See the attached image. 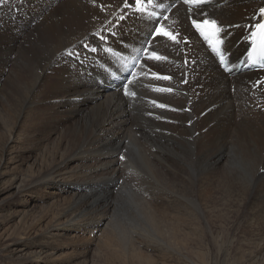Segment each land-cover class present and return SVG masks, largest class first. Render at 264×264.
<instances>
[{"label":"bare ground","instance_id":"obj_1","mask_svg":"<svg viewBox=\"0 0 264 264\" xmlns=\"http://www.w3.org/2000/svg\"><path fill=\"white\" fill-rule=\"evenodd\" d=\"M143 1L138 8L137 0H0V123L7 137L3 151L12 157L15 134L35 109L48 106L64 127L56 138L54 146L59 148L53 157H48L47 145H41L27 152L19 165L25 175L13 171L0 176V197L7 193L10 198L22 197L24 191L30 194L47 185L76 199L81 190L71 186L69 174L72 171L73 176L81 160L71 153L88 147L97 153L113 147V153L102 152L93 158L91 166L90 161L84 163L97 175L114 172L109 190L119 188L121 180L137 185L153 180L169 190L174 187L173 192L179 194L166 195L167 201L155 196L150 203L155 207L146 211L145 205L144 212L139 210L145 226L132 219L137 226L132 230L143 239L163 243L166 248L161 250L172 254L184 249L177 239L185 236L181 216L188 211L182 210L180 197L187 187L197 193L204 189L198 170L213 179L214 192L226 196L222 202L231 205L234 213H247L248 218L264 222V72L226 73L212 46L218 39L225 41L229 69L236 68L241 58H249L256 44L253 40L258 38L252 34L258 23H264L260 12L264 0ZM205 20H215L223 29L212 43L204 42L193 25V21L202 24ZM157 25L161 28L153 37ZM205 31L212 29L205 26ZM125 158L129 160L124 162ZM194 160L199 163L197 170L192 169ZM170 195L178 198L170 203ZM164 201L168 213H178L175 218L171 214L168 220L167 212L158 208ZM194 206L199 223L204 216L207 220L202 203L194 202ZM128 213L123 216L127 218ZM20 216L13 212L0 231ZM69 218L66 213L45 226L47 238L41 234L39 239L80 230L68 226ZM110 220L105 215L90 233H101ZM207 230L212 233L211 228ZM129 231L122 227L112 234L120 243H130L124 245L126 254L122 249L125 256L142 264L154 263L147 254L156 248L145 242L144 247L134 239V231ZM160 232L169 243L159 238ZM201 232L193 230V234ZM32 238H14L6 248L13 252L15 245L22 250L20 258L40 259L47 250L30 253L25 241ZM116 241L112 237L111 242ZM178 257L183 256L179 253ZM178 264H184L182 259Z\"/></svg>","mask_w":264,"mask_h":264},{"label":"rangeland","instance_id":"obj_2","mask_svg":"<svg viewBox=\"0 0 264 264\" xmlns=\"http://www.w3.org/2000/svg\"><path fill=\"white\" fill-rule=\"evenodd\" d=\"M102 6L104 5H100L101 9H103ZM88 50L90 51V48ZM145 50H147V48L142 51L144 57L147 56ZM137 63L140 65L141 60H138ZM124 96H126V92H124ZM48 108V106H45L35 109L33 111L34 113H30L31 117L29 121L17 130L15 134L17 141H15L14 148L11 149L13 155L10 158H8V150L7 153H5L2 148V146H4V140L7 137L6 128L0 123V176L8 175V173L13 171L21 172L22 175H25V172L21 171L19 165L23 162L27 152L36 151L41 145H47V155L49 158H51V156L53 157V153H55V151L59 148L58 146H54V144L57 143L56 138L59 139V135L60 133H63L64 127L60 125L58 118L55 117L57 115H52V110ZM38 110L39 112H36ZM42 111L44 112L42 113ZM49 144L53 145L49 146ZM113 149V147H109L108 149L105 148L102 152H105L104 154L113 153ZM110 150L112 151L110 152ZM95 152V149L88 147L87 149H79L78 151L71 153L72 156L81 160L74 168L73 176L71 175L72 171L69 174L71 186L74 189L80 187L81 190L79 191L80 196L76 199H74V196L71 194H67L66 192L62 193V189L47 185L44 188H40L30 194L24 191L22 193V197L17 196L10 198L8 193L0 197V225L7 222L9 220V215L13 212L21 213V216L17 221L9 223L0 231V264H126L128 259L130 261L131 258L129 256H125V248L127 247L124 246L128 245L129 247L130 243L127 241H122L123 243H120L119 239L114 237L112 234L117 233V231L122 229V227H125L128 231L129 228H131V231L133 226L134 228H137L136 225H132V219L140 220L145 226L146 221L142 214H139V210L144 212L145 205L146 211L148 207H155V205L150 207V203L155 196H160L161 198L164 197V200L167 201L166 198L169 197L168 194L172 193L177 196H179V194L173 192L174 187L169 190L165 184H158L153 182V180L140 185L132 182L126 183L125 180H121L122 182L120 181L119 188L109 190L112 186L109 183V179L112 174L114 175V172L112 174L110 171L107 172L108 174L106 172H102L103 174H101L103 176H101L100 173L97 175L96 171L90 166L94 160L93 158L99 157V154L102 152ZM76 154L78 156H76ZM41 160H43V158H41ZM128 160L129 158H125L124 162ZM85 161H90V166L85 165ZM194 163L195 165L192 169L197 170L196 167H199L197 165L199 163H197L196 160H194ZM82 165L85 167L83 168ZM203 173H205L204 170H198V176H201L204 182V189L201 190L202 192L200 191L197 193L192 188L187 187L184 190L185 192L182 194L185 199L182 198V196L180 197L184 202L183 205H181L182 210L186 209L188 211V215L184 214L181 216L182 220L185 219V225H182L183 227L186 226L185 236L183 237V240L182 238L177 239L183 244L184 249L178 250L183 257H178L179 253H174L172 251H170L172 254L165 253L161 250L166 248L163 243L155 242L154 240L148 241L147 237L143 239L142 234L136 233L138 231L132 230L131 232L134 231V239L136 238L135 240H140L144 247L146 244H150L152 245V248H156L154 251L148 249V254L146 253L151 260L154 261V263L152 262L151 264H178L180 263V259H182L184 264H264V222H262V225L259 220L255 221L252 218H248L247 213L240 212L238 215L237 213H234L235 209H232L231 205L229 206L224 203L226 202V196L224 195L222 197V194L220 193V197L219 192H217L219 196L214 192L212 182L213 179L211 177L208 179V177ZM87 174L88 176H85ZM91 174L93 176H91ZM82 175L84 177H82ZM85 177H87V179ZM105 178H108V181ZM90 180H93V183H91ZM100 180H102V183ZM103 181L106 183L104 184ZM106 184H108L109 187ZM129 184H131V186ZM127 185L129 187L126 188L129 189L132 187L131 190L125 189V186ZM156 189L158 190L156 191ZM132 194L133 197L130 198V195L132 196ZM166 195L167 197H165ZM174 197L178 198L176 196ZM174 197L171 198L172 200L170 199V203L173 202ZM222 200L224 202H222ZM165 201L161 207L156 206L161 208L160 210L162 212H167L166 217H168V220L170 219L168 215L171 216V214L172 217L174 216L173 218H175L178 213L176 210L171 211L172 213H168L169 207L166 206L167 204ZM194 202H198L199 204L202 203L204 215L208 216L207 220L205 219V216L204 220L200 217L202 223H199V219L197 218V215L200 214L194 215L196 214ZM109 203H111V205ZM125 203H128L129 205ZM170 203H168V205H170ZM126 205L128 206L127 208ZM125 212H129L128 214H130L127 218L123 216ZM131 212L139 215H131ZM231 212L236 215L234 216ZM66 213L70 214V218L66 219L71 222L70 224L68 223V226H72L80 230L74 231L73 233L59 232L55 236L51 238L49 237L47 240L39 239V235L41 234L47 238L46 232H44L45 226L54 221H59V219H62L63 215L66 216ZM105 215L111 219L110 226L103 229L101 233L95 236L92 235L90 230L96 227L97 224H99V220ZM253 221L256 224H252ZM190 227H192L193 230H200V232L202 230V232L199 234H193V230ZM208 228L212 229V233L208 232ZM26 235L33 236L31 240L25 241V245L31 248V250L29 249L30 253H38L39 251L42 252L47 250V252L43 254L40 259H35L34 257H27L24 259L20 258L19 252L22 250H16L15 245L12 246V248L10 247L13 249V252L7 250L6 245H12V243H14V238L21 239L26 237ZM35 235H37L36 238H34ZM6 236H8L9 239L6 238ZM112 237L115 241L117 240L116 242L120 243L119 245L121 248L117 247L118 243L111 242ZM159 238L164 240L166 243H169L168 238L162 232H160ZM6 239L7 241H5ZM171 240L175 241L174 239ZM122 249L125 254L122 252ZM85 257L87 258L86 261H84ZM128 264L142 263L138 262L137 258H134L128 262Z\"/></svg>","mask_w":264,"mask_h":264},{"label":"snow or ice","instance_id":"obj_3","mask_svg":"<svg viewBox=\"0 0 264 264\" xmlns=\"http://www.w3.org/2000/svg\"><path fill=\"white\" fill-rule=\"evenodd\" d=\"M141 2V0H137V3L139 4ZM190 0H185V3H189ZM261 15L264 16V8L260 9ZM167 19V18H165ZM193 25L194 27H196V29L200 32V35L203 36L205 38V40H208L209 43H212V40L210 38L211 36H218V34L223 31V29L221 27H219L217 25V22L215 20L212 21H208L205 20L202 24L201 23H197L195 21H193ZM205 26H208L209 28L212 29L211 34H209L208 32L205 31ZM256 29L257 32H254L252 35L253 37L257 36V35H264V23H258L256 25ZM159 34V33H158ZM166 35H169L167 33H165ZM170 39H174V37H172L171 35H169ZM256 41L253 40V43H255ZM223 41L222 40H217L215 44H213V51H217V45L218 44H222ZM261 53L264 54V44L261 45ZM157 59H160L159 57H157ZM165 79H167V77H165Z\"/></svg>","mask_w":264,"mask_h":264}]
</instances>
